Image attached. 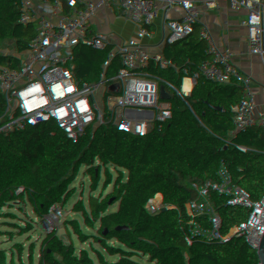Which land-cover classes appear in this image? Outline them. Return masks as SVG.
I'll return each mask as SVG.
<instances>
[{
  "label": "built area",
  "instance_id": "2783aa9c",
  "mask_svg": "<svg viewBox=\"0 0 264 264\" xmlns=\"http://www.w3.org/2000/svg\"><path fill=\"white\" fill-rule=\"evenodd\" d=\"M244 2L235 0L233 5L239 23L219 34L208 53L198 57L200 62L210 59L213 80L191 78L182 111L167 109L165 118L139 121L136 126L111 106L78 108L74 119L64 118L28 74L26 49L6 42L0 35V54L13 59L19 69V80L11 81V87L23 101L35 95L58 126L56 132H44L32 115L0 116V257L10 254L22 264H46L52 257L65 254L85 264H109L115 258L121 262L132 249L131 238L120 228V214L124 212L107 200L111 195L136 203L139 200L122 184L111 185L99 170L74 175L66 165L52 164V150L60 140H73L97 156L100 170L110 169L118 141L129 143L137 137L141 145L125 153L122 175L146 170L158 158L168 188L160 199L162 207L172 214L200 220L201 229L192 239L194 262L218 258L225 264L247 263L245 243L250 232L264 224V213L240 226L230 243L219 240L212 208L194 196L191 181L177 177L167 157L160 155L156 139L160 134L172 141L186 132L194 142L205 141L203 156L211 186L234 199H240L247 187L264 196V81L257 87L254 80L229 75L227 51L240 40H264V27ZM98 49L103 53L96 58L103 67L114 69L121 90L129 95L131 110L140 115L155 98L141 90L129 70L134 69L122 64L115 52L102 45ZM41 176L59 182L70 178L58 210L51 214L36 207V179ZM75 189L80 199L67 207ZM142 204L154 217L158 206H149L147 200ZM124 214L138 227H149L143 217L137 220ZM98 246L103 249L97 250ZM251 253L252 264H264V230L254 237Z\"/></svg>",
  "mask_w": 264,
  "mask_h": 264
},
{
  "label": "trees",
  "instance_id": "16d2710c",
  "mask_svg": "<svg viewBox=\"0 0 264 264\" xmlns=\"http://www.w3.org/2000/svg\"><path fill=\"white\" fill-rule=\"evenodd\" d=\"M235 0H131L128 13L118 0H0V35L6 42L26 49L28 74L46 91L50 103L66 119H74L78 108L109 105L113 99L95 78L94 59L100 45L113 51L122 64L139 70L146 85L149 79L140 70L139 51L123 42L128 39L141 51L143 69L148 62L158 69L157 81L164 91V108L180 112L186 106L189 80L201 78L199 55L207 54L219 34L239 23ZM264 27V0H245ZM150 26L149 43L139 41L140 32ZM123 50V52H122ZM82 60L85 72H79ZM148 60V61H147ZM143 88L137 71L129 69ZM22 95L5 79L0 61V116L27 114ZM155 163L146 170L124 176L123 187L139 200L111 195L107 202L140 220L144 208L157 205L149 227L140 228L124 213L132 249L121 262L109 264H225L218 258L194 262L192 239L201 224L194 216H178L166 211L160 202L168 190L165 173ZM69 179L62 182L46 177L36 179V207L45 214L56 212ZM80 199L75 189L67 207ZM120 217V218H121ZM178 238L181 241H176ZM0 264H22L13 255L0 257ZM46 264H85L72 255L55 256Z\"/></svg>",
  "mask_w": 264,
  "mask_h": 264
},
{
  "label": "crops",
  "instance_id": "0c3cea01",
  "mask_svg": "<svg viewBox=\"0 0 264 264\" xmlns=\"http://www.w3.org/2000/svg\"><path fill=\"white\" fill-rule=\"evenodd\" d=\"M126 43L129 44L131 49H137L139 51L138 58L140 61V70L145 77L149 79L148 86L139 70H134L138 72L145 92L155 98L154 103L149 105L140 115H136L130 108L129 95L123 92L120 88V82L114 69L107 66L103 67L100 60L96 58L97 56L94 59V77L99 79L102 88L113 99V102L116 105L114 110L116 112L124 113L133 126H136L139 121L152 122L155 117L159 116L165 118V111L167 109L164 108L162 102L164 91L156 80L158 72L156 65L148 62L146 73L141 62L140 49L133 48L131 41L128 39L123 42V48ZM102 53L103 50H98L97 55L101 56ZM227 55L230 58L231 68L229 75L231 77L254 80L257 87L262 85L264 81V40L259 38L253 40H240L233 49L227 51ZM0 61L4 66L5 79L9 84L13 80H19V69L16 62L11 58L2 56L1 54ZM200 73L201 78L213 80L209 58L200 62ZM23 103L28 111L27 114L36 117L42 131H58V126L52 122L49 114L44 110V107L41 106L35 95L26 97ZM156 139L159 143L160 155L167 157L177 177L182 180L187 179L191 181L195 185L193 191L194 196L203 205L212 208V219L219 240L230 243L233 235L238 230V226L246 225L254 220L259 214L264 213V196L257 194L252 187H247L244 195L240 199H234L229 193H223L220 188L213 187L209 184L207 163L203 156L207 148V143L205 141L194 142L189 138L186 132H180L178 138L172 141L166 140L165 137L160 134L156 135ZM140 145L141 142L137 137L133 138L129 143L119 140L113 158L111 159L112 167L110 169L100 170L99 164L97 163V156L95 154L78 147L79 143H75L73 140L63 139L55 144L52 150L51 163L65 165L67 160L65 154H70L69 149L73 148V151H78L79 148L83 151L81 153L82 158L90 156L92 163L86 172L76 173L74 175H83L93 170H99L101 176L111 185L123 184L124 176L122 175V172L124 167V155L127 151L138 149ZM145 211L147 210L141 212L140 218L143 217V221ZM152 219L153 217L151 218V221ZM102 249L103 247H97V250Z\"/></svg>",
  "mask_w": 264,
  "mask_h": 264
},
{
  "label": "rangeland",
  "instance_id": "374dc122",
  "mask_svg": "<svg viewBox=\"0 0 264 264\" xmlns=\"http://www.w3.org/2000/svg\"><path fill=\"white\" fill-rule=\"evenodd\" d=\"M109 1H112V0H109ZM130 1L131 0H118L119 6L123 10H125L127 13L129 11ZM145 72L147 73V71H145ZM41 106L44 107L42 104H41ZM76 147H77V145H76ZM78 147H80V146H78ZM69 151H70L69 155L65 154V157L67 159L65 165L70 169L71 173L72 174H76V173H84V172H86L89 169V166L92 163V161L90 159L91 157L90 156L89 157L86 156V158H82L81 153L83 151L81 149H79V148H78V151L77 150L73 151V148L69 149Z\"/></svg>",
  "mask_w": 264,
  "mask_h": 264
},
{
  "label": "water",
  "instance_id": "95a60500",
  "mask_svg": "<svg viewBox=\"0 0 264 264\" xmlns=\"http://www.w3.org/2000/svg\"><path fill=\"white\" fill-rule=\"evenodd\" d=\"M150 32V26H148L144 31L140 32L139 34V41L144 45L147 46L149 43V39H148V34ZM78 63L81 65V68L79 70V72H85L86 71V66L83 63L82 60H79ZM74 218H70V221L73 222ZM120 228L121 230H126L128 229L127 225H125L123 218H120ZM238 228H240V226H238ZM264 230V224L256 227L255 229H253L248 238L247 241L245 243V247L247 250V263L246 264H252V253H251V247H252V241L254 239V237L260 232ZM176 241H181L180 239L176 238ZM100 248H102V246H100Z\"/></svg>",
  "mask_w": 264,
  "mask_h": 264
},
{
  "label": "bare ground",
  "instance_id": "6f19581e",
  "mask_svg": "<svg viewBox=\"0 0 264 264\" xmlns=\"http://www.w3.org/2000/svg\"><path fill=\"white\" fill-rule=\"evenodd\" d=\"M103 48H104V47H103ZM98 50H99V49H97V51H96V56H97V52H98ZM96 56H95V57H96ZM10 85H11V83H10ZM22 102H24V101L22 100ZM99 106H100V105H99ZM104 106H106V105H104ZM76 110H77V109H76ZM24 115H31V114H24ZM32 116H33V115H32ZM34 117H35V116H34ZM74 117H75V116H74ZM35 118H36V117H35ZM36 120H37V119H36ZM37 123H38V122H37ZM38 125H39V124H38ZM39 127H40V126H39ZM126 176H128V175H126ZM143 210H147V209L143 208ZM143 210H142V211H143ZM147 211H148V210H147ZM147 211L144 212V221H143V222H144L145 224H146V223L149 224L150 221H151L150 212H149V211L147 212ZM140 219H141V218H140ZM148 226H149V225H148Z\"/></svg>",
  "mask_w": 264,
  "mask_h": 264
}]
</instances>
